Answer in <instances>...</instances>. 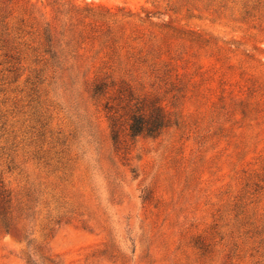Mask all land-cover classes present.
Listing matches in <instances>:
<instances>
[{
  "label": "rangeland",
  "instance_id": "374dc122",
  "mask_svg": "<svg viewBox=\"0 0 264 264\" xmlns=\"http://www.w3.org/2000/svg\"><path fill=\"white\" fill-rule=\"evenodd\" d=\"M0 213V264H264V0H0Z\"/></svg>",
  "mask_w": 264,
  "mask_h": 264
},
{
  "label": "trees",
  "instance_id": "16d2710c",
  "mask_svg": "<svg viewBox=\"0 0 264 264\" xmlns=\"http://www.w3.org/2000/svg\"><path fill=\"white\" fill-rule=\"evenodd\" d=\"M86 12L89 13L90 17L97 21H105L107 18H113L114 15L109 12H99L93 8H85ZM52 27L46 24V27L43 31L44 42L46 43L45 53L49 56V65L57 68L58 64L62 61V57L64 54V49L61 48L59 44V39L57 36H61V33L54 32ZM103 83L99 82L93 86L91 95L93 97L100 95L103 92ZM143 101L137 102L135 104L136 112L133 113L128 120V136L131 139L137 138L139 136H144L147 138H156L158 137L162 131L170 126V120L166 117L164 112L159 107L152 106L150 110L144 112V103ZM143 114H138L137 112L142 111ZM176 125V122L172 123ZM111 127L113 129L114 124L113 121L111 123ZM112 141L116 140V136L114 135V130H112ZM0 215H3L0 213ZM3 221V229L5 233H8L10 229ZM27 264H33V262L28 259Z\"/></svg>",
  "mask_w": 264,
  "mask_h": 264
}]
</instances>
